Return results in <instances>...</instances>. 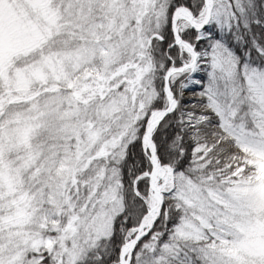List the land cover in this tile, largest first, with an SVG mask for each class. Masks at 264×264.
Segmentation results:
<instances>
[{
    "label": "snow or ice",
    "instance_id": "1",
    "mask_svg": "<svg viewBox=\"0 0 264 264\" xmlns=\"http://www.w3.org/2000/svg\"><path fill=\"white\" fill-rule=\"evenodd\" d=\"M0 264H264V0H0Z\"/></svg>",
    "mask_w": 264,
    "mask_h": 264
}]
</instances>
